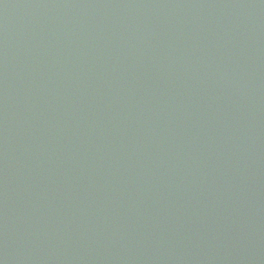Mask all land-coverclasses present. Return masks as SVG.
I'll use <instances>...</instances> for the list:
<instances>
[{"label":"water","instance_id":"1","mask_svg":"<svg viewBox=\"0 0 264 264\" xmlns=\"http://www.w3.org/2000/svg\"><path fill=\"white\" fill-rule=\"evenodd\" d=\"M0 264H264V0H0Z\"/></svg>","mask_w":264,"mask_h":264}]
</instances>
